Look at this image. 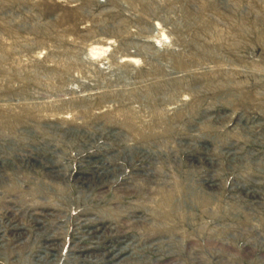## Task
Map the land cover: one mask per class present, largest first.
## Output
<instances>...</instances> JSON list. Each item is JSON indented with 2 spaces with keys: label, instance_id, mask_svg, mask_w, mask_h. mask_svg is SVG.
I'll use <instances>...</instances> for the list:
<instances>
[{
  "label": "rangeland",
  "instance_id": "obj_1",
  "mask_svg": "<svg viewBox=\"0 0 264 264\" xmlns=\"http://www.w3.org/2000/svg\"><path fill=\"white\" fill-rule=\"evenodd\" d=\"M0 264H264V0H0Z\"/></svg>",
  "mask_w": 264,
  "mask_h": 264
}]
</instances>
